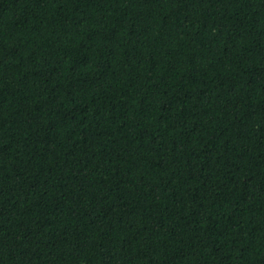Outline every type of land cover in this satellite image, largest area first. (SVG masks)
<instances>
[{
  "label": "trees",
  "instance_id": "16d2710c",
  "mask_svg": "<svg viewBox=\"0 0 264 264\" xmlns=\"http://www.w3.org/2000/svg\"><path fill=\"white\" fill-rule=\"evenodd\" d=\"M0 264H264V0H0Z\"/></svg>",
  "mask_w": 264,
  "mask_h": 264
}]
</instances>
